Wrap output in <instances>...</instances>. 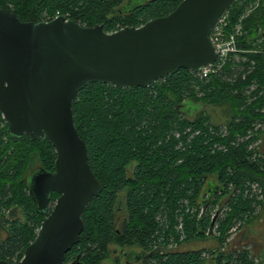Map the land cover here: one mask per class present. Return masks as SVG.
<instances>
[{"label":"trees","instance_id":"obj_1","mask_svg":"<svg viewBox=\"0 0 264 264\" xmlns=\"http://www.w3.org/2000/svg\"><path fill=\"white\" fill-rule=\"evenodd\" d=\"M183 1L0 0V9L24 22H49L65 16L87 27L102 25L114 33L168 16ZM243 10L233 3L231 20L236 22ZM244 23L246 34L240 47L264 48V0ZM241 56L246 61L233 59L209 80L180 70L134 91L107 84H90L80 91L72 107L74 123L103 189L84 211L80 242L64 264H102L112 244L138 245L146 252L143 264H204L206 250L183 251L181 246L211 235L214 219L224 249L212 252L215 264H260L249 248L225 251L228 232L238 223L246 225L261 204L246 194L247 189L255 183L264 188V160H253L244 143H237V137L264 119V95L259 96L264 91V57ZM253 84L258 89L250 93ZM188 102L205 107L229 105L233 113L228 134L213 126L202 111L195 119L185 117L182 106ZM34 156L40 168L55 171L57 155L50 142L32 141L28 136L21 142L12 141L0 114V215L4 217L3 210H7L10 218L0 225V260H22L48 215L36 211L26 188ZM217 175L218 192L210 195L211 204L220 195H229L221 220L203 212L206 202L201 199L208 178ZM59 196L55 192L51 204ZM121 202L126 217L119 222ZM13 206L24 208L25 222L13 216Z\"/></svg>","mask_w":264,"mask_h":264},{"label":"water","instance_id":"obj_2","mask_svg":"<svg viewBox=\"0 0 264 264\" xmlns=\"http://www.w3.org/2000/svg\"><path fill=\"white\" fill-rule=\"evenodd\" d=\"M234 1L184 0L168 16L114 33L65 16L24 22L0 9V114L12 141L48 140L57 155L54 172L38 168L26 178L36 211L48 214L35 240L22 260L0 264H64L80 242L82 215L103 189L74 123L80 91L90 84L134 91L215 63L210 34ZM55 192L60 196L48 213Z\"/></svg>","mask_w":264,"mask_h":264},{"label":"rangeland","instance_id":"obj_3","mask_svg":"<svg viewBox=\"0 0 264 264\" xmlns=\"http://www.w3.org/2000/svg\"><path fill=\"white\" fill-rule=\"evenodd\" d=\"M146 1L148 0H136V4H143ZM236 58L237 61L240 60V56H237ZM196 89L197 91L199 90V88ZM198 97L200 96L198 95ZM182 108L184 111L183 114L185 115V117L189 119H195L197 115L202 111L204 115L209 117L210 123L213 126H218L217 128H221L222 131L226 133V135L228 134L227 126L229 125V122L232 119V113H233L232 108L229 105L205 107V106H197L193 103H187V105L183 106ZM250 134L255 138L256 141L262 136H264V129H256L251 127V129L248 130L245 135L240 137H244V136L248 137ZM252 141L253 139L248 140L247 144H250ZM34 157L35 158L33 160V164L31 165L29 174L33 170L35 171L38 168H40V164H39V160L37 159V156ZM133 166L134 165H132L129 168V174L133 172ZM218 183H219L218 175L215 177L210 176L208 178L207 184L204 187L201 198L203 199L204 203L208 201L211 195L210 192L216 189ZM256 184H255L257 186L256 190L252 191L251 197L257 198L258 202H260L261 204L256 205L255 207L256 212L254 213L253 216H250V220L246 225L243 223H238V225L235 228H232L230 232H228L229 237L227 239V244L228 243L229 244L225 246V251H228L230 249L249 248L250 250H252V253L261 260L260 257L262 256V252L264 255V188L259 183ZM220 196H221L220 199L216 200L215 205L210 203L211 205L209 204L207 206H204L205 208L203 209V212L204 211L210 212L211 215H215L216 218L220 217L221 220L222 218H224L223 214L225 212L223 210L226 209L225 203L227 202L229 195L226 196L220 195ZM53 206L54 204H51V208ZM16 207L18 206L11 207L12 210H15L13 216L25 222L26 215L24 212V208L21 207L16 208ZM3 212H4V217L3 216L1 217L0 215V225L3 224V222L5 223L6 218L7 221L9 218V216H7L8 215L7 210H3ZM199 212L201 213L202 209ZM125 217H126L125 205L123 202H121L118 212L119 222H122V220H124ZM2 226L3 225H1V227ZM217 227L218 226L216 223L211 231L212 233L211 235H205L203 238L197 239L189 243H184L181 246V249L183 251L206 250V253L203 255L206 260V263L204 264H215L212 261V258L214 257L213 256L214 253L212 252L216 253L219 251H224L223 247H220V242H219L220 233L217 231ZM38 231L39 230H37V233ZM108 250H109V255L102 264H143V260L145 259L144 256L146 254V252H144V250L140 248L138 245L120 247L119 245L112 244L109 246Z\"/></svg>","mask_w":264,"mask_h":264},{"label":"built area","instance_id":"obj_4","mask_svg":"<svg viewBox=\"0 0 264 264\" xmlns=\"http://www.w3.org/2000/svg\"><path fill=\"white\" fill-rule=\"evenodd\" d=\"M235 2L237 3V6H242L244 10L236 22H233L231 20L229 9L217 20L210 34V41L215 50V53L217 54V60L215 63L201 68L199 72H195L202 80H209L213 76L221 73L228 66L230 61H232L233 59H237V56H240V58L243 57V60L246 61L247 58L245 56H241L242 54H258L264 57L263 47L259 48L258 50H247L240 47L242 38L246 34L244 22L248 19L249 15L252 12L261 7L263 0H235L234 3ZM259 43H262V40H260ZM254 67L255 62H252L251 68L254 69ZM245 77L246 76H244L243 78L245 79ZM257 86L258 85L256 84L251 85L250 93L257 92ZM262 95H264V91H261V93H259V96ZM254 99H256V97L252 98V100ZM261 113L264 115V107L261 110ZM252 128L264 129V119L253 124ZM219 131L224 133L221 128ZM241 138L238 139L237 143H244V146L247 147V150L252 154L253 160H264V136L256 141L251 134L248 137L244 136ZM250 139H253V141L250 144H247V141ZM255 184H252L251 188L247 189L246 191V194H250V197L252 195V191H255L257 187L256 185H258Z\"/></svg>","mask_w":264,"mask_h":264},{"label":"crops","instance_id":"obj_5","mask_svg":"<svg viewBox=\"0 0 264 264\" xmlns=\"http://www.w3.org/2000/svg\"><path fill=\"white\" fill-rule=\"evenodd\" d=\"M263 256L264 255H262V257H261L260 264H264V257Z\"/></svg>","mask_w":264,"mask_h":264},{"label":"flooded vegetation","instance_id":"obj_6","mask_svg":"<svg viewBox=\"0 0 264 264\" xmlns=\"http://www.w3.org/2000/svg\"><path fill=\"white\" fill-rule=\"evenodd\" d=\"M33 171H34V170H33ZM33 171H32V172H33ZM32 172H31V173H32ZM53 172H54V171H53ZM54 205H55V203H54ZM53 207H54V206H53ZM53 207L51 208V205H50V208H51V210L53 209ZM50 208H49V211H48V213H50V212H51ZM13 213H14V212H13Z\"/></svg>","mask_w":264,"mask_h":264}]
</instances>
